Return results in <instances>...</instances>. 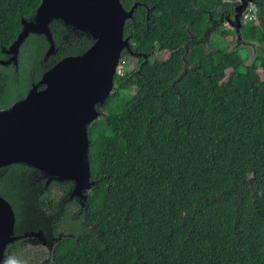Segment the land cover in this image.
<instances>
[{"label": "trees", "instance_id": "1", "mask_svg": "<svg viewBox=\"0 0 264 264\" xmlns=\"http://www.w3.org/2000/svg\"><path fill=\"white\" fill-rule=\"evenodd\" d=\"M120 1L125 9L137 2L123 37L149 58L114 75L98 107L104 115L88 126L86 201L69 196L70 180L46 183L20 162L0 167L13 234L60 238L39 264H264V0H254L253 18L241 17V37L259 44L248 65L240 51L228 52L225 31L209 49L194 45L210 17L231 15L238 0ZM39 2L0 0V58ZM49 28L53 54L44 59L48 41L29 33L16 64H0V109L92 44L59 20ZM228 68L224 82L214 79ZM20 241L5 254L21 253Z\"/></svg>", "mask_w": 264, "mask_h": 264}, {"label": "water", "instance_id": "2", "mask_svg": "<svg viewBox=\"0 0 264 264\" xmlns=\"http://www.w3.org/2000/svg\"><path fill=\"white\" fill-rule=\"evenodd\" d=\"M253 3L238 0L233 18L225 17L234 23L238 34L240 17ZM136 5L134 2L126 10L120 0H40L32 17L20 19L17 37L1 49L7 55L0 58L2 65L16 64L19 45L29 33L43 34L48 41L44 59L53 54L52 20L87 33L92 44L81 54L58 60L32 83L23 98L0 109V167L20 162L39 170L46 183L70 180L73 187L69 196H78L84 204L93 184L88 126L104 115L98 107L104 106L114 90L122 50L130 51L123 26ZM13 226L12 208L0 196V264L6 245L16 238ZM29 234L41 236L42 232Z\"/></svg>", "mask_w": 264, "mask_h": 264}, {"label": "rangeland", "instance_id": "3", "mask_svg": "<svg viewBox=\"0 0 264 264\" xmlns=\"http://www.w3.org/2000/svg\"><path fill=\"white\" fill-rule=\"evenodd\" d=\"M254 10H255V6L253 4H249L247 10H245L244 13L241 15L243 20H245L247 18H253ZM223 31H225V33H226L228 52L240 51L244 55L243 63L247 64V65L252 63V61L254 60V58L256 56L255 54H256V51H257L259 44L256 41L244 40L240 35V31H239V34L237 33L235 25L233 22L232 23H224L223 25L218 27L216 30L211 31L209 36L207 38L203 39V42H204L203 45L205 46V48L209 49L210 48L209 43L212 40V38L215 35L221 34ZM238 35L240 36L239 38H238ZM205 41H207V42H205ZM205 43H206V45H205ZM166 55H167V53H160V52L157 53L156 52L153 54V57H165ZM136 68H137V60L135 57H132L129 55H124L123 57L120 56V62L117 66V74H124V72L126 70H132V69H136ZM230 70L231 69L228 68V69L224 70L222 73H215L214 79L218 80L219 82H224L228 78ZM41 176H42V174H41ZM43 178L46 179V177H43ZM43 236L44 235L42 234L41 237L45 240V236L44 237ZM38 237H40V236H38ZM58 239L59 238H56V239H54V238L53 239L52 238L47 239L46 238L45 241L48 244V252H46V253L49 256L51 254L50 250L52 248V244L54 242H56ZM46 259H47V257L45 258L43 256H38V258H36L34 261H35V264H39L40 262H42ZM38 260H40V261H38Z\"/></svg>", "mask_w": 264, "mask_h": 264}, {"label": "flooded vegetation", "instance_id": "4", "mask_svg": "<svg viewBox=\"0 0 264 264\" xmlns=\"http://www.w3.org/2000/svg\"><path fill=\"white\" fill-rule=\"evenodd\" d=\"M134 2H136V1H134ZM234 8H235V6H234ZM234 8H233V12H232L231 15L224 14L223 11H220L218 9L217 10L218 14H217L216 18H211L210 17L211 26L206 27V29L201 34L202 37L197 38V40H194L195 41L194 45H199L201 42H202L201 44H204L203 39L207 38L211 31L216 30L218 27H220L224 23H228V20L225 17L228 15L230 18H233ZM126 10H128V9H126ZM241 17H240V20H241ZM204 32H206V33L204 34ZM205 42H207V41H205ZM205 45H206V43H205ZM125 51L127 52L126 55H129V56H132V57L136 58V60H137V68L136 69L140 68L141 64L145 60H147L149 58V54H142L141 53L139 56H140V58L142 60H140L139 56H138V53L133 52L131 49H130V51H127V50H125ZM156 52L157 53L158 52L167 53V55H168L167 51H156ZM76 197H78V196H76ZM77 200H78L79 203H81V199L79 197H78ZM30 232L31 231H29V232L28 231H23V232H21L19 234H15V235L13 234L14 236H16V238L14 240H21L20 243L24 245V248L21 251V253H19L17 251L9 252L10 253L9 255L5 254V249H4L3 255H2V259H1V264H35L34 260L36 258H38V256H43L45 258L47 257V259L49 258V255L46 253V252H48V244L45 241L46 237H45V240H44L41 236L38 237V236H34V235L29 234ZM38 261H40V260H38Z\"/></svg>", "mask_w": 264, "mask_h": 264}]
</instances>
